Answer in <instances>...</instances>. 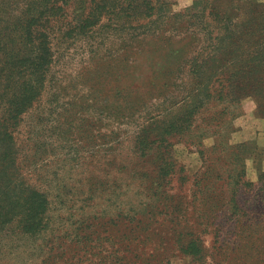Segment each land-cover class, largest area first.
<instances>
[{"label": "rangeland", "instance_id": "374dc122", "mask_svg": "<svg viewBox=\"0 0 264 264\" xmlns=\"http://www.w3.org/2000/svg\"><path fill=\"white\" fill-rule=\"evenodd\" d=\"M117 1L124 8L106 13L88 35L77 30L71 5V23L53 38L55 58L41 95L0 118L8 119L14 139L7 143L14 152L7 184L14 187L3 209L18 218L28 210L21 197L33 192L49 202L36 232L20 223L0 226V264H229L235 204L250 214L261 209L258 100L232 105L226 127L206 122L189 131L174 119L185 110L175 104L211 74L208 67L190 72L209 29L233 32L230 56L264 59V51L257 53L264 0L214 2L228 21H216L207 0H129L136 7L130 14L126 0ZM147 3L155 9L145 10ZM208 107L191 125L224 102ZM210 208L219 213L208 212L213 226L206 227L198 215ZM189 232L203 240V259L182 251L187 239L180 234Z\"/></svg>", "mask_w": 264, "mask_h": 264}, {"label": "trees", "instance_id": "16d2710c", "mask_svg": "<svg viewBox=\"0 0 264 264\" xmlns=\"http://www.w3.org/2000/svg\"><path fill=\"white\" fill-rule=\"evenodd\" d=\"M126 2L128 6L124 11L130 14L136 7L129 0ZM203 2L204 0H198L195 4ZM214 2L219 1L207 0L206 2L207 6L212 7L210 15L214 16L216 21L218 19L228 21L230 18L224 16L225 11L220 10L218 5L213 6ZM148 4L145 10L155 9L154 6L150 7ZM71 5L75 6L73 13L75 17H78L76 28L83 35H88L93 28L98 26L106 13H113L111 10L115 7L124 8L117 0H0V118L8 114V107L13 106L18 112H22V109L27 108L34 98L41 95L46 85L47 73L55 58L52 49L53 38L57 35L61 24L70 22L68 9ZM159 10L163 11L162 8ZM209 26L211 27L212 23ZM221 28H223L221 33L218 29H209L208 34L212 36L206 39L207 42L202 47V52L198 53L194 58L193 66L191 65L190 72L193 75H199L205 67L209 68L211 74H207L209 77L205 82H199L194 92L175 104V108L185 109L181 113L182 116L179 114L174 119V126L178 129L185 128V130L192 131L193 126L203 129V124L206 122L207 125L217 122L218 126L226 127L230 124L227 117L231 116L232 105L241 103L244 98L250 96L258 100L259 114L264 117V59L259 56L256 57L258 60L254 61V56L250 54L253 59H243V54L230 56L234 45L233 32L227 27ZM257 49V53L261 55L264 46ZM25 70L28 71L26 78L22 77ZM204 96L206 100L201 98ZM216 102H224V107L216 111L213 116L201 118V123L191 125L193 121L191 119L198 111L204 109L206 111L210 103ZM7 121L5 117L0 120V226L20 223L25 230L36 232L41 225L39 214L41 211L45 213L49 205L46 193L33 192L29 198L22 196V201L26 200L22 206L28 210L24 213L18 212V218H12L11 211L3 209L14 187L11 183L7 184L11 181L8 179L10 174L8 165L13 166V161L11 162L10 159L14 153L9 145L14 143V139L10 125L6 126ZM220 132H223L222 128ZM202 154L206 164L207 159L204 152ZM259 180L264 182V173H261ZM16 203L20 205L19 202ZM263 203L258 205L261 209L253 214H250L248 207L245 208L238 202L235 204V214L232 218L236 221L235 238L230 247L232 258L229 264H264ZM208 212L214 216L219 213L217 209L210 208L209 211L205 210L204 214L198 215L202 220L201 225L206 227L213 226L207 220ZM216 231L220 235L221 231ZM183 234L181 240L184 241L185 237L187 240L182 246V251L185 253L198 251L200 259H203V240L190 232L181 233L180 236Z\"/></svg>", "mask_w": 264, "mask_h": 264}]
</instances>
